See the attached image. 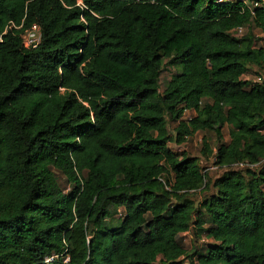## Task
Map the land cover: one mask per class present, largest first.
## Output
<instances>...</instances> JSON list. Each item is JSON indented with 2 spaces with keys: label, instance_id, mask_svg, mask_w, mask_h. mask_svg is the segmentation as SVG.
Returning <instances> with one entry per match:
<instances>
[{
  "label": "trees",
  "instance_id": "trees-1",
  "mask_svg": "<svg viewBox=\"0 0 264 264\" xmlns=\"http://www.w3.org/2000/svg\"><path fill=\"white\" fill-rule=\"evenodd\" d=\"M254 28L264 9L217 0H0V264H264ZM201 132L214 180L170 147Z\"/></svg>",
  "mask_w": 264,
  "mask_h": 264
},
{
  "label": "rangeland",
  "instance_id": "rangeland-1",
  "mask_svg": "<svg viewBox=\"0 0 264 264\" xmlns=\"http://www.w3.org/2000/svg\"><path fill=\"white\" fill-rule=\"evenodd\" d=\"M252 32L255 34L256 39H257V47H261L264 46V34L259 31L258 29H252ZM258 71V69H253L251 70L245 77L244 80H252L254 77H256L258 74H256ZM176 71L174 69H168L163 75H162V79H161V85H162V89H165L166 84L172 79V77L175 75ZM196 116V113L191 112L188 113V117L187 118H194ZM175 128H177V124L176 123H170L169 125V129L170 132L175 134ZM231 128L230 127H226L225 130L223 131V137H224V142H229L230 141V137H229V132H230ZM205 139L213 146L214 151H216V137L213 134H206V133H198L196 136H194L193 138H190L189 140H187V142L183 145V146H178L175 145L174 143L170 144V147L175 151V152H179L180 154L183 153H187L188 155L195 157L197 159H199L200 161V165L203 168H206V171L204 173H207L209 180H214L218 177H220L223 173V171L221 172V170H219L217 167H215L213 165V159H208L207 157H205L202 154V150L204 147V141ZM59 182L67 189H70V185H68L66 183L65 178L60 175L59 173H56ZM203 198V196H202ZM201 200L198 201V205H200ZM122 221V216L121 214L118 213V211L114 212L113 216H112V220L110 221V223L113 224H118ZM108 223V224H110ZM193 235L190 233L188 236L183 237V244L188 248V249H192L195 248L196 246H201L202 244L205 243V241H202L200 243L196 242L194 244L195 241H197L196 239L193 240ZM187 264V263H186Z\"/></svg>",
  "mask_w": 264,
  "mask_h": 264
},
{
  "label": "built area",
  "instance_id": "built-area-1",
  "mask_svg": "<svg viewBox=\"0 0 264 264\" xmlns=\"http://www.w3.org/2000/svg\"><path fill=\"white\" fill-rule=\"evenodd\" d=\"M217 4L219 5H243L244 8H248L252 12L255 11L256 9H264V0H217ZM254 14V13H253ZM247 27H238L236 29H233L232 31L229 32V34L236 38L240 39L245 36L247 32ZM41 42V31L38 26H34L30 31H28L25 36H24V46L26 48H36L39 43ZM246 76V75H245ZM255 83L261 82L262 78L259 76H256L252 79ZM188 113L191 112H186L184 116L185 121H191L193 118H187ZM186 236V234H185ZM59 258L58 255H53L51 257L46 258L45 263L46 264H51L54 263L55 260ZM68 262V260H67Z\"/></svg>",
  "mask_w": 264,
  "mask_h": 264
}]
</instances>
